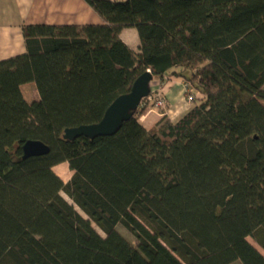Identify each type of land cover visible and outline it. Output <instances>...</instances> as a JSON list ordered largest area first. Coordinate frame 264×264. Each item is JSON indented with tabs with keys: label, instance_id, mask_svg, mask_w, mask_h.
<instances>
[{
	"label": "trees",
	"instance_id": "1",
	"mask_svg": "<svg viewBox=\"0 0 264 264\" xmlns=\"http://www.w3.org/2000/svg\"><path fill=\"white\" fill-rule=\"evenodd\" d=\"M85 1L103 24H26L0 60V264H264V0ZM148 70L204 96L147 128L151 91L115 134L64 138ZM29 140L49 153L24 159Z\"/></svg>",
	"mask_w": 264,
	"mask_h": 264
},
{
	"label": "crops",
	"instance_id": "2",
	"mask_svg": "<svg viewBox=\"0 0 264 264\" xmlns=\"http://www.w3.org/2000/svg\"><path fill=\"white\" fill-rule=\"evenodd\" d=\"M102 17L94 11L85 0H0V60H4L26 52L23 26L26 24H103ZM121 38L135 51L140 48V38L136 28H124ZM151 83L154 93H160L165 99V106L149 109L141 117L140 122L147 128L154 126L163 116L173 121L179 120L195 105L185 96L187 78L184 76H165L163 80L155 79ZM34 86L33 98H29L24 90ZM27 101L39 100L40 96L35 83L22 86ZM204 96L199 90L195 95ZM69 164L63 162L54 167L55 172L63 178L68 175ZM71 176L73 174L70 173Z\"/></svg>",
	"mask_w": 264,
	"mask_h": 264
},
{
	"label": "water",
	"instance_id": "3",
	"mask_svg": "<svg viewBox=\"0 0 264 264\" xmlns=\"http://www.w3.org/2000/svg\"><path fill=\"white\" fill-rule=\"evenodd\" d=\"M153 80V73L151 71L145 72L136 79L129 93L123 94L113 101L99 122L67 128L64 132V138L73 140L84 136L94 139L115 134L123 123L133 116L134 111L140 107L142 100L150 95ZM49 151L50 147L42 141L29 140L23 145V158L44 155Z\"/></svg>",
	"mask_w": 264,
	"mask_h": 264
},
{
	"label": "rangeland",
	"instance_id": "4",
	"mask_svg": "<svg viewBox=\"0 0 264 264\" xmlns=\"http://www.w3.org/2000/svg\"><path fill=\"white\" fill-rule=\"evenodd\" d=\"M154 82V81H153ZM35 87H36V85H35ZM36 89H37V87H36ZM24 90H25V92H26V94H27V96L29 97V98H33V93H35V88H34V86H27V87H25L24 88ZM264 103V102H263ZM157 108V107H156ZM67 171H68V175H66V176H63V180L65 181V182H67V181H69L70 180V178L72 177L71 176V174L70 173H72V170L70 169V167L68 168L67 167ZM62 195L70 202V203H74L73 201H72V199L64 192V191H62ZM77 209L82 213V214H84L82 211H81V209L79 208V207H77ZM96 228L98 229V231L101 233V234H103V235H105L104 234V232L99 228V227H97L96 226ZM119 230L122 232V234H124L131 242H133V243H136V240H135V236L130 232V231H128L124 226H122V225H119ZM248 240L256 247V248H258L263 254H264V249L262 248V246L261 245H259V243L253 238V237H248ZM232 264H243L240 260L239 261H236V262H234V263H232Z\"/></svg>",
	"mask_w": 264,
	"mask_h": 264
},
{
	"label": "built area",
	"instance_id": "5",
	"mask_svg": "<svg viewBox=\"0 0 264 264\" xmlns=\"http://www.w3.org/2000/svg\"><path fill=\"white\" fill-rule=\"evenodd\" d=\"M150 71V70H148ZM185 96L189 102H192L195 99V93L193 88L186 84L185 85ZM149 97V96H148ZM150 99H152V96H150ZM157 107H164L165 106V99L161 94H158L157 100L155 101Z\"/></svg>",
	"mask_w": 264,
	"mask_h": 264
}]
</instances>
